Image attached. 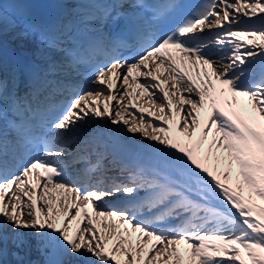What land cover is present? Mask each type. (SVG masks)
Segmentation results:
<instances>
[{"label":"snow or ice","instance_id":"snow-or-ice-1","mask_svg":"<svg viewBox=\"0 0 264 264\" xmlns=\"http://www.w3.org/2000/svg\"><path fill=\"white\" fill-rule=\"evenodd\" d=\"M258 13L264 0H202L189 13L184 0H110L81 21L101 26L85 38L58 18L9 17L0 0V264H34V242L51 250L45 264H264V77L242 79L264 60ZM212 44L228 49L225 64ZM97 118L159 145L122 167L127 182L96 178L124 146L103 129L69 135Z\"/></svg>","mask_w":264,"mask_h":264},{"label":"bare ground","instance_id":"bare-ground-1","mask_svg":"<svg viewBox=\"0 0 264 264\" xmlns=\"http://www.w3.org/2000/svg\"><path fill=\"white\" fill-rule=\"evenodd\" d=\"M259 15H264V14L258 13V16ZM247 20H251V19H247ZM9 37H12L11 32H7L5 34V36H4L5 44L7 45L8 48H13L14 45L9 42V39H8ZM212 39H214V38H212ZM207 51L209 53H211V57L214 60H217V62L219 64H225L227 62V61H220L217 58L218 57H226L228 55V49L217 47L215 44H212L209 46ZM246 67L248 69L249 74L246 75V77L242 78V79H244L246 84L248 82H251L252 80H253L252 82H254V81L259 80L262 77H264V60L257 59L255 62L248 63L246 65ZM210 71H211V69H209V72ZM140 79H141V81L143 80L142 77ZM163 79H164V77L161 76V80H163ZM112 103H113V105H115V101H113ZM149 106H150V102H149V104H137L136 108L139 109L141 107H144L145 109H148ZM125 118L129 119V121L136 120L137 122H139L138 114L135 116L132 115L131 109L125 111ZM107 122L109 123V125H108V127L110 128L109 132H107V130H106ZM100 124H101V126H100L101 128L98 127ZM94 129H103L111 137H118L123 141H128V142L132 143L136 147V150H135L133 158H132V159H134V163H136V164L141 163L142 161L145 164H147V163L151 162L156 156L155 148L159 147L158 144L155 145V148L152 147L153 142L147 140V138H145L144 140H141V134L140 133H130L127 131L126 127H122V125H113V124H111V121L107 118L89 119L86 122L78 125L77 128L74 129L73 133L69 134V135H77L78 136L85 131L87 133H90ZM109 166L116 167V169H117L116 170V169L110 168L112 171L115 170V171H113V177H115L119 181L127 182V176H128L127 171H122L121 170L122 168L118 167L116 165V162H114L112 160L110 161ZM128 169H130V168H128ZM107 173L112 174L110 171ZM140 195H144V193L141 192ZM109 200H112V199H109ZM85 223L86 222H82L80 224V227L81 228L85 227ZM178 223H179V221H172L168 226L172 227ZM75 227H76V224H75V222H73V228H75ZM85 236L87 237V233H85ZM50 251H51L50 249H47L43 252L38 250L37 247L35 246V242H34L32 249L28 253V259L33 261L34 264H45V261L47 259V256L45 253L50 252ZM59 258L63 261V264H77V258L72 256V255L62 254ZM8 259L11 260L12 259L11 256H9Z\"/></svg>","mask_w":264,"mask_h":264},{"label":"rangeland","instance_id":"rangeland-1","mask_svg":"<svg viewBox=\"0 0 264 264\" xmlns=\"http://www.w3.org/2000/svg\"><path fill=\"white\" fill-rule=\"evenodd\" d=\"M10 41H12V38L10 39ZM108 129V128H107Z\"/></svg>","mask_w":264,"mask_h":264}]
</instances>
